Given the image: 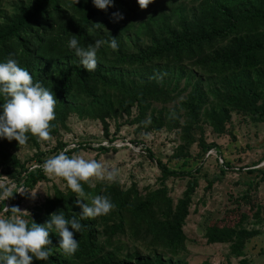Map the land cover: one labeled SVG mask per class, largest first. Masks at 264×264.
<instances>
[{"label": "trees", "instance_id": "1", "mask_svg": "<svg viewBox=\"0 0 264 264\" xmlns=\"http://www.w3.org/2000/svg\"><path fill=\"white\" fill-rule=\"evenodd\" d=\"M73 35L82 47L104 42L94 71L82 69L67 48ZM111 37L117 40L116 51L107 46ZM9 55L57 100L48 139L56 140L51 154L116 152L114 147L83 144L66 149L61 131H69L67 123L74 116L99 123L110 143L124 126L136 127L137 135L174 133L177 143L166 161L147 150L160 172L155 190L125 188L118 180L82 183L81 203L106 196L114 207L81 221V231L73 234L79 242L75 254L61 253L59 237L50 232L48 261L33 258L30 264H187L184 227L204 162L216 150L221 176L236 170L217 144L207 142V129L237 142L233 114L264 124V0H152L143 9L137 0H112L106 10L95 8L91 0H0V60ZM40 141L29 135L25 143L36 150L32 160L38 167L32 169L13 154L17 141L0 138V175L15 185L12 196L0 203V217L8 215L6 208L20 210L29 195L15 193L21 186L33 191L49 181L39 167L46 157ZM258 166L246 169L255 178L235 200L237 220L205 231L208 245H228L229 255L241 264H246L248 243L260 234L254 227L263 222L264 207L252 202L264 183V166ZM204 178L208 190L222 179ZM171 179L188 181L177 201L169 195ZM77 199L67 186L54 187L53 196L24 218L42 225L57 210L79 218ZM242 203L250 205V217L239 213ZM249 220L253 228L245 226Z\"/></svg>", "mask_w": 264, "mask_h": 264}, {"label": "rangeland", "instance_id": "2", "mask_svg": "<svg viewBox=\"0 0 264 264\" xmlns=\"http://www.w3.org/2000/svg\"><path fill=\"white\" fill-rule=\"evenodd\" d=\"M8 7L7 5H5ZM232 124L236 131L237 142H233L230 137H218L207 129V142L217 144L224 158L231 162L236 170H227L221 176V167L216 162V150L212 151L209 159L204 162L200 173V186L197 189L193 202L190 207L189 216L186 220L184 232L187 237L186 250L188 255L185 258L187 264H223L230 260L231 264H241L240 259L229 255L228 245H208L205 239L207 226L213 224L232 225L238 214L233 211L236 209L235 200L246 190L244 184H248L255 176L246 173L247 168L264 166V124L252 123L248 117L240 114H233ZM69 131H61L62 141L68 144L66 149H71L77 144L90 145L92 148L100 146L114 147L116 152L100 153L98 151L81 150L76 155L88 159L99 161L108 169H115L118 180L125 188L136 185L140 192L155 190L159 187L158 179L160 172L156 165L149 159L147 150H151L156 158L164 161L172 155L177 143L174 133H141L136 134V127L124 126L117 135L116 140L110 143L103 135L102 126L97 122L81 121L77 117L68 120ZM114 126L111 128V134ZM134 140L139 145L133 143ZM41 150L46 153V157L53 156L51 150L56 146V140H41ZM13 154L26 166L33 168L38 165L33 162L36 150L28 145H18L12 150ZM192 154L197 153V148L193 147ZM73 155V154H72ZM261 160V161H260ZM239 169H243L239 171ZM1 171V170H0ZM213 180L221 177L211 190H208L206 179ZM49 181L40 183L32 191L33 195L24 198L20 205V210L29 215L34 213V209L40 206L53 196L54 187L66 188V182L59 177L48 176ZM95 184L99 181L94 177L90 178ZM187 180L171 179L167 182L169 195L177 201L186 189ZM15 188L13 182L6 176L0 175V191L4 189L10 192ZM21 197L22 194L18 193ZM7 199V198H6ZM5 199V200H6ZM2 200H0V203ZM253 204L264 207V183L260 185L257 192L252 195ZM240 212L251 216L250 205L241 204ZM25 213V214H27ZM246 227L253 228L249 223ZM259 230V235L253 238L246 248V264H264V211L262 224L254 227Z\"/></svg>", "mask_w": 264, "mask_h": 264}, {"label": "clouds", "instance_id": "3", "mask_svg": "<svg viewBox=\"0 0 264 264\" xmlns=\"http://www.w3.org/2000/svg\"><path fill=\"white\" fill-rule=\"evenodd\" d=\"M76 2V0H75ZM152 0H137L140 8H145ZM92 5L100 10L112 6V0H91ZM116 19H122V14L113 13ZM96 27L99 24H91ZM102 41L82 47L75 35L67 41V48L78 58L79 65L86 72L94 71L97 66V50ZM107 46L113 51L118 48L116 38L111 37ZM57 100L52 91L34 81L32 75L25 68L18 65L16 59L0 60V138L15 140L18 145H24L29 135L38 140H48L50 122L55 119L54 107ZM41 171L50 177H59L66 182V186L76 194V203L81 211L75 215L66 216L64 211L57 210L49 213L44 224L29 223L24 215L25 211L12 206L6 217H0V264H30L33 258L38 261H48L52 254L49 247L51 241L49 233L59 237L58 248L65 256H71L78 250L79 242L73 238L74 232L79 233L81 221L109 213L114 207L106 196H95L89 203L84 201L85 192L82 183H88L90 178L107 180L116 179L115 169H108L95 159L84 158L73 154L66 155L61 151L45 159L39 166ZM91 186V185H89ZM35 194L21 186L15 193ZM12 196L4 189L0 191V200ZM28 214V213H27Z\"/></svg>", "mask_w": 264, "mask_h": 264}]
</instances>
